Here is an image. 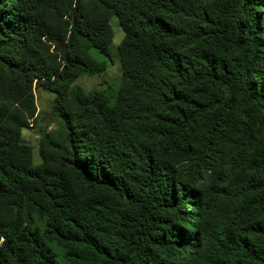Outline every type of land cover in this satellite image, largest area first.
I'll use <instances>...</instances> for the list:
<instances>
[{
	"label": "trees",
	"instance_id": "obj_1",
	"mask_svg": "<svg viewBox=\"0 0 264 264\" xmlns=\"http://www.w3.org/2000/svg\"><path fill=\"white\" fill-rule=\"evenodd\" d=\"M0 264H264V0H0Z\"/></svg>",
	"mask_w": 264,
	"mask_h": 264
},
{
	"label": "rangeland",
	"instance_id": "obj_2",
	"mask_svg": "<svg viewBox=\"0 0 264 264\" xmlns=\"http://www.w3.org/2000/svg\"><path fill=\"white\" fill-rule=\"evenodd\" d=\"M111 26L114 33L111 51L114 53L115 47L123 37V33L118 26L116 19H113L111 21ZM120 74V63L114 55L112 64L101 75H94L92 77L81 76L76 80L75 83L86 92H89L92 89L109 90L110 88H114L118 84ZM52 98L53 95L46 91H35L37 119L29 129L22 132V138L24 142L33 149V166H37L38 164H40L37 146L38 139L44 133L52 131L55 128L54 120L50 114Z\"/></svg>",
	"mask_w": 264,
	"mask_h": 264
}]
</instances>
